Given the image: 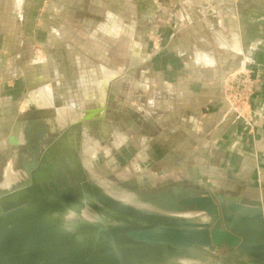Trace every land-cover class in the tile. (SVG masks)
<instances>
[{
	"label": "rangeland",
	"instance_id": "rangeland-1",
	"mask_svg": "<svg viewBox=\"0 0 264 264\" xmlns=\"http://www.w3.org/2000/svg\"><path fill=\"white\" fill-rule=\"evenodd\" d=\"M227 1L0 0V180L9 162L16 171L26 165L25 144L15 147L8 138L27 94L38 84H48L56 105H64L78 99L82 71L87 77L95 66L105 65L117 73L98 113L108 115L129 136L122 145L112 139L103 146L92 142L96 145L83 158L85 173L76 175H82V183L101 182L115 196L135 193V187L162 192L173 182L220 194L237 184L235 189L242 191L245 179L235 176V169L231 173L206 160L198 172L199 154L206 159L227 127L224 121L216 129L215 122L227 113L242 115L235 109V96L245 92L250 102L259 82L249 64L230 72L221 66L218 79L208 64L211 58L197 57L199 50L214 58L227 55L218 36L240 33L244 20L256 17L252 13H264V0ZM111 18L121 25L116 36L100 26ZM128 36L144 55L139 63H131ZM61 151L71 164V154ZM250 169L249 179L256 171ZM64 174L67 183L77 181L74 174ZM61 178L54 182L64 185ZM120 180L136 183L125 186ZM214 180H220V192L211 189L217 185ZM66 213L65 219L73 212ZM227 254V248L219 250L215 259Z\"/></svg>",
	"mask_w": 264,
	"mask_h": 264
},
{
	"label": "water",
	"instance_id": "water-1",
	"mask_svg": "<svg viewBox=\"0 0 264 264\" xmlns=\"http://www.w3.org/2000/svg\"><path fill=\"white\" fill-rule=\"evenodd\" d=\"M27 169H30L27 181L0 191V264H126L127 252L137 264H163L164 258H152L161 252L163 245L177 251L172 252L171 258L187 251L192 254L194 247H209L212 250L209 258L214 261L238 252L247 256L250 264H264L263 200L182 185L174 187L176 192L166 194L165 201L171 210H191L210 218L200 221L134 207L92 184L79 199L66 190L67 177L64 185L54 182L62 174L60 171L49 183L41 185L32 168ZM23 189L29 193L8 198L11 194L19 195ZM53 194L58 197L50 196ZM65 198L79 203L70 206L79 216L87 201L98 211L105 206L134 221L128 225L80 221L83 228L93 230L99 238L93 234L86 236L67 218L54 215L59 210L65 214L59 201ZM224 248L228 254L216 260L217 252Z\"/></svg>",
	"mask_w": 264,
	"mask_h": 264
},
{
	"label": "crops",
	"instance_id": "crops-1",
	"mask_svg": "<svg viewBox=\"0 0 264 264\" xmlns=\"http://www.w3.org/2000/svg\"><path fill=\"white\" fill-rule=\"evenodd\" d=\"M244 11L245 15L250 14L246 9ZM251 15H256V17L250 16L249 19L244 20L245 22L241 24L242 30L240 33L234 31L227 33L225 31V37L218 34L219 43L223 48L222 51L227 52V55L224 52L226 56L222 55L214 58L204 53L203 50L197 52V57L200 60L205 61V58H211L212 64H208L212 67V72L218 75V79L220 78V71H223L222 68H224L221 66H227L225 72H230L243 65L246 67V64H249L259 77V82L256 84V93L252 96L250 102L244 103L242 115L227 113L216 121V129L224 121H226L227 127L225 126L221 132L216 145H212L209 153H206V159H203L200 154L197 159L199 160V174L202 163L211 160L217 165H223L225 170L230 169L231 173L235 169L236 174H233L245 179L244 182H241L242 185H245L242 191L235 189V186L239 187L237 184H232L234 185L232 188L223 189L226 194L244 195L245 199L264 201V13H252ZM115 20L111 18L109 23L100 25L104 29V33L110 32L114 36L118 34L116 28H120L121 25L118 19ZM90 35L93 34L90 33ZM128 39L130 40L129 36ZM132 41L133 38H131L128 47L131 48V63L134 64L141 62L144 55L140 52L139 44H134ZM116 73L117 71L110 70L105 65L95 66L87 77L85 71H82L79 80L81 92L78 99H72L61 106L56 105L52 89L48 84H38L27 94L21 116L8 138L9 142L15 147L21 143L27 147L26 125L32 127V123H35L39 130L45 129L47 135L58 136L57 138L62 143L60 151L64 150L67 153L84 152L86 154L96 145L92 142H99L100 144H97L103 146L109 139L115 140L118 144H124L123 142L128 139V133L113 120H110L108 115L104 114L100 117L101 113H98L101 109L100 104L103 100L108 99L107 94ZM74 100L78 101L75 102ZM46 110L50 113L44 116L41 115ZM25 111L30 112L31 115L25 117ZM75 125H79V129H74ZM66 140H68V143ZM29 150L32 154L34 147L32 146ZM30 156L26 157L27 161L30 160ZM84 160L82 158V163ZM214 165L211 166L212 169H215ZM204 166L207 167L208 164H204ZM250 168L258 171L253 172L252 177L249 179L246 177L248 173L252 174ZM13 170L15 172L14 176ZM16 172L12 162H9L4 170L3 176L5 179L3 183L15 182L13 180L15 177L20 178L16 182L22 180L18 175L19 172ZM214 182L217 185L211 187V189L214 188L213 190L217 189V192H220V180L217 182L214 180Z\"/></svg>",
	"mask_w": 264,
	"mask_h": 264
},
{
	"label": "bare ground",
	"instance_id": "bare-ground-1",
	"mask_svg": "<svg viewBox=\"0 0 264 264\" xmlns=\"http://www.w3.org/2000/svg\"><path fill=\"white\" fill-rule=\"evenodd\" d=\"M26 126H27V129L25 132L27 133H25L26 134L25 137H26V141L28 144V148H31L33 146L34 152L31 154L30 160L28 161L26 157L30 155L29 149L22 156H23L24 161L30 165L27 168L29 167L32 168L31 172L34 174V177L36 178L37 182H40L41 185L47 184L49 183L50 180L54 179V177L56 176V174H58L59 171L62 173V178L60 179V181L66 180V175L64 174L65 172H68L72 176L74 174L73 177H77L76 175L79 172H82V175L85 173V170H84L85 166L82 163V158H84L86 155L84 152H70L72 161H71V164L67 163L66 162L67 160L63 159L62 157L63 152L60 151L62 143H61V140L57 138L58 136L47 135L46 130L45 129L39 130L36 127L35 123H32V127H30V125L28 124ZM62 139L65 140L64 138ZM67 141L68 140H66V142ZM46 145L47 147H45ZM59 152H60V155H59ZM59 158L64 165V166L62 165L63 169L61 165L59 164V162L57 161ZM34 163L36 164L35 166H33ZM27 168L26 166L24 168L21 167V169L17 171L20 173V177L22 178V180L18 182L9 181L7 183H3L4 181V176H3V179L0 181V191L13 188L27 181V179H29L30 177L29 171H28L30 169H27ZM42 176L44 178H40ZM99 183L95 182L92 185L98 187L101 191L105 192L108 195L113 196L116 199H119L120 201L124 203L132 205L134 207L141 208L143 210L163 212L164 214H171V215L180 216V217L182 216L184 218H190L193 220H200V221H205V220L210 219L209 217L203 215L200 212H195L191 210L190 211L171 210V207L169 206L167 201H165L166 199L165 196L168 193L176 192L174 190L175 188L172 190H166L162 192H154V191L151 192L148 189L145 190L142 188L135 187L133 189L135 193L120 191V193L119 194L116 193L117 196H115L112 191L113 189L108 188L104 186L103 184H99ZM68 184L69 185H67L66 190L69 192H73L75 196L79 199L84 195L83 193L87 191L88 186L92 187L90 183L88 182L82 183V181L80 182V180L78 179L74 184H70V183ZM28 193H29L28 189H23L22 192L19 193V195H17V193L11 194L8 198L16 199L18 198V196L27 195ZM86 195H88L89 197L90 193L88 192L86 193ZM50 196H56L57 198L58 194L57 195L53 194ZM59 201L63 205L65 209V213L69 210L75 213V214L71 213L67 217L70 219L71 225L75 224L79 226L81 228V231H85L83 233L86 236L93 234L94 236L99 238L98 235H95V233H93V230L91 231L89 229L83 228L79 224L80 221L87 220L89 222H92L93 224L99 222L103 225L105 224L128 225L129 223L134 221V219H131V217L108 210L105 206H103L104 209H101L100 211H98L94 207L90 206L87 203V201H85V207L81 210V213L79 216L77 212H75L74 210L70 208V206L72 205L78 206L79 203L77 201H73V200L68 201L67 198L61 199ZM61 211L63 210L54 212V215L64 217V212H61ZM172 252H177V251L171 249L170 247L163 245L161 252L157 253L156 255H153L152 258L155 260L164 258L163 260L165 261L163 264H213V262H217L219 264H250L247 261L248 260L247 256H244L242 253H238V252L236 254H233L232 256H226V258H223L222 261L211 260L209 256L211 255L212 250L209 247H206L203 249H201L200 247L199 248L194 247L192 251H190L192 254H188L189 251H187L188 253H181L180 255H177L171 258ZM124 257H125L126 264H134V263L137 264L135 257L130 255L128 252L125 253ZM191 259L196 261L197 263L191 261Z\"/></svg>",
	"mask_w": 264,
	"mask_h": 264
},
{
	"label": "built area",
	"instance_id": "built-area-1",
	"mask_svg": "<svg viewBox=\"0 0 264 264\" xmlns=\"http://www.w3.org/2000/svg\"><path fill=\"white\" fill-rule=\"evenodd\" d=\"M234 81H235V79H234ZM241 83L244 85L243 81ZM245 86H246V84L244 85V88H246ZM239 87H240V85H239ZM235 98H236V103H237V105H239V107L235 108V106L232 103H231V105H233L236 110L238 109V112L241 114L243 105H244L245 102L248 101L249 97L247 98L246 97V93L243 92V93H240V94L236 95ZM246 98H247V100H246Z\"/></svg>",
	"mask_w": 264,
	"mask_h": 264
},
{
	"label": "flooded vegetation",
	"instance_id": "flooded-vegetation-1",
	"mask_svg": "<svg viewBox=\"0 0 264 264\" xmlns=\"http://www.w3.org/2000/svg\"><path fill=\"white\" fill-rule=\"evenodd\" d=\"M102 142V141H101ZM26 148V150H25V152L23 153V154H25L27 151H28V144H27V147H25ZM22 154V155H23ZM22 158H23V156H22ZM30 166V165H29ZM78 174V173H77ZM82 175H80L79 177H76V180L78 179V180H80V182L82 181ZM118 182H121L123 185H125V186H130V185H134L135 184V182H126L125 180H120V181H118ZM173 185L168 189V190H172V189H174V187H178V186H180L181 185V183H175V185H174V182L172 183ZM179 184V185H178ZM157 192H161V191H157Z\"/></svg>",
	"mask_w": 264,
	"mask_h": 264
}]
</instances>
